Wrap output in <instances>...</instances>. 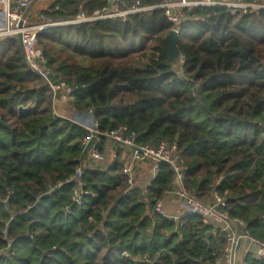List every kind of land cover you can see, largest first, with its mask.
<instances>
[{"label":"trees","instance_id":"1","mask_svg":"<svg viewBox=\"0 0 264 264\" xmlns=\"http://www.w3.org/2000/svg\"><path fill=\"white\" fill-rule=\"evenodd\" d=\"M123 1L153 7L167 0ZM108 2L51 0L40 12L68 21ZM182 18L175 25L154 9L125 21L49 28L36 43L51 83L69 88L65 103L74 114L90 113L100 133L125 126L139 145L175 143L186 191L203 202L216 191L228 219L264 242V10L197 7ZM174 28L182 64L167 58L165 37ZM138 51L146 63L134 62ZM22 55L17 37L0 39V251L10 243L14 254L0 264H133L123 254L159 256L139 264H213L222 233L207 247L200 216L173 223L154 212L174 187L165 163L153 182L131 190L121 153L107 165H84L90 196L73 204L74 184L66 181L82 166L88 132L53 113L51 89ZM19 107L28 112L19 116ZM245 264L264 262L249 256Z\"/></svg>","mask_w":264,"mask_h":264},{"label":"built area","instance_id":"2","mask_svg":"<svg viewBox=\"0 0 264 264\" xmlns=\"http://www.w3.org/2000/svg\"><path fill=\"white\" fill-rule=\"evenodd\" d=\"M42 0H0V39L4 37L20 35L23 57L28 69L47 83L52 92V99L58 97L59 92H63L59 97L60 101H66V94L70 92L63 83L52 84L50 72L46 68V61L42 52L37 47L36 36L42 31L67 25L85 24L101 20L119 19L125 21L128 16L145 13L154 9H163L166 19L175 25L182 21L183 11H191L197 7H224L230 14L237 11L243 14L248 10H264V5L245 4L240 0H167L164 4L153 7H141L138 1L128 4L123 0H109L108 5L100 10L94 11L87 16L84 13L77 14L68 21L55 22L47 18L41 12L32 18L29 9ZM35 19V21H32ZM21 24V26H19ZM173 30L178 32V29ZM182 64V59L179 57ZM89 118L82 120L88 122ZM84 128V127H83ZM87 135L81 140V146L85 150V159L82 166L77 168L74 175L66 181L74 184L71 201L73 204H80L84 197L90 196V192L84 189L82 175L84 165L98 166L104 162V157L97 149L99 140H104L114 146L115 155L121 153L123 158V173L127 177L128 189L135 186V177L140 169L149 165L150 179L149 185L158 174L160 163L167 164L174 177V187L167 192L165 198L173 200L181 206L182 211L168 214L164 211L162 202H158L154 207V212L163 216L170 222H179L181 219L190 216H200L202 223L207 227V236L203 238V244L209 246L207 238L216 237L222 233L224 244L220 253L215 256L213 264H245V259L250 256L253 261L264 262V242L252 237L240 220H229L228 215L222 209L225 207V197L219 196L216 191H212L210 201L203 202L190 194L185 189V172L187 170L184 160L180 157L175 143L160 141L155 144L147 143L139 145L135 141L134 132L129 131L125 126H120L115 130L102 132L98 131V124L93 121L91 128H85ZM114 155V156H115ZM91 167V166H90ZM62 183L47 187V195L60 188ZM69 209L64 213L68 214ZM264 226V211L261 215ZM219 244V243H218ZM11 244L7 243L6 248L0 251V258L13 256L10 250ZM123 258L131 260L133 264L151 263L158 261V254L150 256L144 254L136 259H132L128 254H123Z\"/></svg>","mask_w":264,"mask_h":264},{"label":"crops","instance_id":"3","mask_svg":"<svg viewBox=\"0 0 264 264\" xmlns=\"http://www.w3.org/2000/svg\"><path fill=\"white\" fill-rule=\"evenodd\" d=\"M227 1L230 2L232 0H227ZM40 3H44V2H40ZM38 9H39L38 3L31 6V8L29 9V14H31L32 18H35V15L38 12H40V10ZM32 21H35V19H33ZM52 106H53V113L59 117L70 120L74 115V112L67 106V104L65 102L62 103L60 101V98L57 96L53 100ZM26 108L28 109V107ZM101 153L104 157L103 165L110 164V162L112 161L115 155L114 146L108 142H105ZM149 179H150L149 165H145L140 169V172L135 177V187L144 186L145 184L148 183ZM162 204L164 211L167 212L168 214H174L182 211L181 206L178 203H175L173 200H169L165 198L164 200H162Z\"/></svg>","mask_w":264,"mask_h":264},{"label":"water","instance_id":"4","mask_svg":"<svg viewBox=\"0 0 264 264\" xmlns=\"http://www.w3.org/2000/svg\"><path fill=\"white\" fill-rule=\"evenodd\" d=\"M21 26V24H19ZM177 37H178V32L175 30H171L169 34L165 37V43H166V53H167V58L170 62H175L177 63L179 61V52L177 49ZM20 45H21V37L20 35L17 36ZM22 58L24 59L23 55ZM53 102V99H52ZM28 109L24 107H19L18 108V114L19 116H22L23 114L27 113ZM84 117L89 118L88 122H84L82 119ZM72 122H75L76 124H79L80 126L84 128H91L92 123H93V117L90 113L87 114H78L75 113L73 117L71 118Z\"/></svg>","mask_w":264,"mask_h":264},{"label":"rangeland","instance_id":"5","mask_svg":"<svg viewBox=\"0 0 264 264\" xmlns=\"http://www.w3.org/2000/svg\"><path fill=\"white\" fill-rule=\"evenodd\" d=\"M41 2H44V3H40V2L38 3V7H39L38 10H41V8H43L46 4L51 3V0H42ZM144 54H145L144 51L136 52L135 57H134V62L136 63L138 62L141 64L146 63L147 59Z\"/></svg>","mask_w":264,"mask_h":264}]
</instances>
